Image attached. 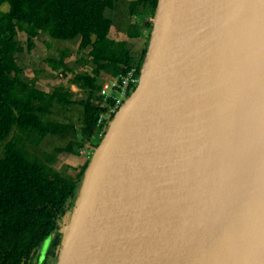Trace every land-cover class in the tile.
Here are the masks:
<instances>
[{"label":"water","instance_id":"1","mask_svg":"<svg viewBox=\"0 0 264 264\" xmlns=\"http://www.w3.org/2000/svg\"><path fill=\"white\" fill-rule=\"evenodd\" d=\"M145 25L55 264H264V0H157Z\"/></svg>","mask_w":264,"mask_h":264},{"label":"trees","instance_id":"2","mask_svg":"<svg viewBox=\"0 0 264 264\" xmlns=\"http://www.w3.org/2000/svg\"><path fill=\"white\" fill-rule=\"evenodd\" d=\"M116 3L0 0V264L56 262L63 220L72 207L90 155L77 173L69 176L53 168L51 155L39 147L48 138L63 139L75 131L73 125L59 122L56 116L79 106V139L72 137L54 152L93 153L108 127V123L99 129L96 126L104 110L98 96L99 74L115 76L134 67L139 75L151 29L145 22L147 17H153L157 0H130L128 9L132 16L125 23L123 39L113 38L104 22L105 14L112 12ZM4 6L6 11L2 10ZM137 6L145 11L134 14ZM18 33L24 35L25 46H33L39 34L62 42L78 39V52L85 53L87 63L96 67L93 74H74L73 84L84 91L83 99L76 101L67 94L47 93L36 87L34 80L21 78L16 55L24 48L16 40ZM132 40H141L139 50L130 47ZM83 61L80 57L78 63ZM93 136L98 142L95 145L91 144ZM47 239L50 244L42 255L39 248Z\"/></svg>","mask_w":264,"mask_h":264},{"label":"rangeland","instance_id":"3","mask_svg":"<svg viewBox=\"0 0 264 264\" xmlns=\"http://www.w3.org/2000/svg\"><path fill=\"white\" fill-rule=\"evenodd\" d=\"M116 2L114 10L105 14L104 22L110 27L113 38L123 39L125 23L132 16L128 9L130 0H116ZM2 10L6 11V6ZM144 11V8L137 6L134 9V14ZM150 19L147 17L146 21H150ZM16 40L24 48L23 52L16 55L17 64L22 70L21 78L27 81L34 80L36 87L43 91L54 92L57 96L67 94L71 100L80 101L83 99L84 91L73 84L74 74L82 72L93 74L96 67L87 63L88 59L85 53L78 52V39L71 42H62L51 40L46 35L39 34L35 38L33 46H25L24 35L18 33ZM129 45L130 47L132 46V49L139 50L141 40L129 41ZM80 57H83L85 62L78 63ZM59 63H62L63 66H59ZM65 69H69L71 72L64 71ZM111 77L113 76L108 73L99 74L98 87L104 80ZM79 116V106L71 107L68 112H59L56 119L61 123L73 125L75 131L70 132L63 139L48 138L39 147L40 151L51 155L50 164L53 168L69 176H74L77 173L78 168L85 161L87 155L89 154L91 157L92 152L89 151L88 153L81 150L75 154L66 152L57 154L54 152V148L65 145L66 142L72 140V137L79 139ZM96 143H98L97 139L93 136L91 144L95 145ZM49 244L50 240H45L39 248V253L44 255Z\"/></svg>","mask_w":264,"mask_h":264},{"label":"built area","instance_id":"4","mask_svg":"<svg viewBox=\"0 0 264 264\" xmlns=\"http://www.w3.org/2000/svg\"><path fill=\"white\" fill-rule=\"evenodd\" d=\"M138 80L139 75L136 69L131 67L101 83L98 96L100 106L104 110L97 118L96 126L98 129L110 122L124 101L134 91ZM101 134L102 132L100 131L98 136H101Z\"/></svg>","mask_w":264,"mask_h":264},{"label":"crops","instance_id":"5","mask_svg":"<svg viewBox=\"0 0 264 264\" xmlns=\"http://www.w3.org/2000/svg\"><path fill=\"white\" fill-rule=\"evenodd\" d=\"M45 92H47V93H51V94H54V92H51V91H45Z\"/></svg>","mask_w":264,"mask_h":264}]
</instances>
